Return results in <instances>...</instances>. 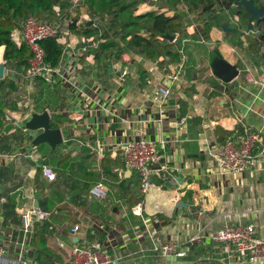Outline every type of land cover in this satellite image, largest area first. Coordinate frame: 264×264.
I'll use <instances>...</instances> for the list:
<instances>
[{"label": "crops", "instance_id": "0c3cea01", "mask_svg": "<svg viewBox=\"0 0 264 264\" xmlns=\"http://www.w3.org/2000/svg\"><path fill=\"white\" fill-rule=\"evenodd\" d=\"M143 5L145 13L155 11L154 1ZM77 8H69L68 20L77 17ZM238 8L233 4L232 12ZM141 12L137 14H145ZM79 17L78 32L70 27L64 62L71 69L70 80L87 96L64 81H39L32 95L34 106L25 110L18 106L27 95L25 70L8 72L15 83L13 92L0 82V246L7 250V258L12 261L23 253L30 264H38L37 253L43 251L41 264H67L71 248L80 245L108 251L111 264H222L226 258L222 244L209 239L189 244L198 231L210 237L225 225H253L264 240V154L253 170L227 175L210 156L211 148L242 132L239 120L264 140L261 34L241 35L239 25H226L230 30L213 27L204 38L201 25H185L187 36L181 39L177 33L170 41L181 51V62L170 57L152 60L134 46L100 52L101 39L83 31L89 23L94 25L92 17L88 13ZM249 38L257 40L255 50L250 49ZM82 46L87 52L81 53ZM215 49L240 70L231 83L212 72ZM4 54L1 46L0 64ZM180 63L184 67L178 80L170 82L168 74ZM158 84L171 87V96H156ZM47 110L51 125L64 139L55 148L49 143L36 145L29 132H13L6 122L10 116L26 127L33 114ZM141 137L165 141L162 165L172 169L165 184L153 179L146 196L141 195L137 173L125 166L120 153L122 145ZM257 146L259 153L264 143ZM42 147L50 149L52 160L41 154ZM42 165L54 170V181L43 176ZM99 183L108 194L106 203L97 201L101 205L95 206L90 191ZM42 199L46 207L52 202V213L42 209ZM35 208L49 214L44 220L47 229L36 233V242L34 227L25 234L21 219L22 211ZM199 210L200 220L193 215ZM75 226L80 227L77 233L72 232ZM157 236L181 244L186 256L167 257L155 251ZM231 263L246 264L236 256Z\"/></svg>", "mask_w": 264, "mask_h": 264}, {"label": "built area", "instance_id": "2783aa9c", "mask_svg": "<svg viewBox=\"0 0 264 264\" xmlns=\"http://www.w3.org/2000/svg\"><path fill=\"white\" fill-rule=\"evenodd\" d=\"M80 1L81 0H72L70 10H74L79 5ZM54 10L56 11L59 25L46 23L39 17L30 16L23 22L21 29H16L12 33L14 42L18 46H27L30 51L28 67L23 76L27 95L26 98L18 103V106L25 110L32 109L34 106L32 95L39 81H43L47 84H51L56 80L64 81L76 88L81 94L87 96L84 89L79 88L75 81L70 80L69 74L71 73V69L66 67L64 62L67 48H70V44L67 41L68 36H70L69 24L73 22V20L65 19V14L61 10L60 5L55 6ZM184 10L188 13L189 8L184 5ZM73 17L75 18L76 15ZM85 17H83V20L86 19ZM62 22L64 23L63 25L60 24ZM92 23H95V21ZM50 38L56 39L63 48L61 61L56 67L49 66L45 61L46 52L42 46V42ZM104 41L105 40L101 39L100 42L97 43L98 47L99 44ZM87 50V46H82L80 48L81 53H85ZM3 64L5 66V76L7 77L8 72H11L12 68L6 61H4ZM183 67L184 63L177 64L175 66L177 71L168 74L167 77L170 82L178 80V75ZM126 75H128V72L124 71L122 77H126ZM248 81L252 82L253 79L249 77ZM171 94V87L163 84L157 85L156 96L167 98L171 96ZM46 112L50 114L49 110ZM6 122L13 126V132L18 129L28 132V129L19 119H12L8 116ZM239 122L243 126L241 133L230 136L224 142L210 149V156L216 161L222 174H242L251 171L256 167L258 157L264 154V148H262L259 153L257 152L259 147L257 145H262L264 143L262 135L246 127L241 120H239ZM2 135L3 132L0 133V137ZM165 147V141L156 143L144 137H141L138 141L129 142L120 147V153L125 166L138 175L139 188L143 196H146L150 192L154 178H157L161 184H165L170 178L172 169L167 165H162V160L164 158L162 150H164ZM41 170L43 176L49 181H54L56 179V173L48 165H42ZM90 197L96 199L98 202H103L107 198L106 187L101 183L95 185L90 191ZM139 206H141V204ZM134 212L136 215H142L141 210L136 212V208ZM202 214L203 211L201 210L193 212V215L198 220L201 219ZM48 217L49 214L43 212L39 208L22 211L21 219L24 233H31L35 223L44 221L48 219ZM79 231V226H75L72 229L73 233ZM153 238L155 241L154 250L160 252L164 256H186V251L181 244L175 241H165L158 236ZM207 239L214 244H222L224 246L226 258L222 259V264H232L231 259L233 256L241 260L243 259L246 264H264V240L257 235L253 225H225L210 237H206L202 234V231H198V233L190 239L189 244L201 243ZM60 246L63 247V244L61 243ZM111 263L112 257L110 253L100 247L90 248L75 245L71 248L70 259L67 264ZM0 264H30V262L23 253H20L16 259L11 261L7 258V250L3 246H0Z\"/></svg>", "mask_w": 264, "mask_h": 264}, {"label": "trees", "instance_id": "16d2710c", "mask_svg": "<svg viewBox=\"0 0 264 264\" xmlns=\"http://www.w3.org/2000/svg\"><path fill=\"white\" fill-rule=\"evenodd\" d=\"M205 1L158 0L160 8L174 11L172 16H168L166 12L157 13L156 11L138 15L140 0H81L77 8L78 15L73 20H79L82 7H86L89 14H98L97 20L93 18L95 26L89 23V26L83 31L87 36H98V39L105 40L99 44L100 52L120 49L122 45L134 46L142 48L152 60L170 57L175 62H181V51L174 49L176 43H171L170 40L165 39V36H175L177 33L182 35L181 39L187 36L185 31L187 12L184 10V5L189 8L188 13L201 7L209 15L203 21L202 35L204 38H208L213 27L222 28L223 21L215 18L217 13H232L234 0H213L209 3H205ZM253 1L256 6L263 7L260 0ZM57 5H60L63 12L68 11L72 6V0H0V47H5L4 60L12 69L26 70L30 58L29 48L25 45L18 46L12 38V33L16 29H20L23 22L30 16L39 18L44 15L52 16L55 14L54 7ZM180 5L183 7L182 13L178 11ZM238 13L244 22L250 20V14L243 7L238 8ZM71 30L78 32L77 27H71ZM144 30L150 33V37L140 35ZM260 36L264 40V35ZM249 42L252 45L250 49L255 50L258 46L257 40L249 38ZM181 45L180 41L179 46ZM42 46L46 52V63L51 67L58 66L62 58V46L54 38L44 40ZM139 72L144 73L142 69ZM0 82L10 92L15 91V83L9 77L0 80ZM46 229L47 225L44 221L39 225L35 223L32 241L36 242L39 239V236L36 235L37 232ZM43 256V251L37 253L38 264H41ZM49 259L46 257V260Z\"/></svg>", "mask_w": 264, "mask_h": 264}, {"label": "water", "instance_id": "95a60500", "mask_svg": "<svg viewBox=\"0 0 264 264\" xmlns=\"http://www.w3.org/2000/svg\"><path fill=\"white\" fill-rule=\"evenodd\" d=\"M234 4L243 7L250 14V23H253L254 20H264V8L256 6L253 0H234ZM69 25L70 27H75L78 25V21L75 20ZM222 28L230 30L226 25H222ZM165 39L173 42L175 38L174 36L167 35ZM214 54L210 64L214 76L224 83H231L240 74L238 66L225 60L217 49L214 50ZM0 79H5V66L3 63L0 64ZM26 128L36 145L49 143L55 148L64 142L61 130L51 125L50 116L47 112L33 114L31 120L26 123ZM36 207H39L38 201Z\"/></svg>", "mask_w": 264, "mask_h": 264}, {"label": "rangeland", "instance_id": "374dc122", "mask_svg": "<svg viewBox=\"0 0 264 264\" xmlns=\"http://www.w3.org/2000/svg\"><path fill=\"white\" fill-rule=\"evenodd\" d=\"M129 1V0H128ZM140 5H139V9L142 10L141 13H145L146 11V6L144 8V5L143 3L144 2H147V5H151L153 3L152 0H140ZM213 0H206V2H212ZM160 2V1H159ZM260 4L263 6L262 8H264V0H260ZM154 5H155V11L157 13H161V12H166L168 16H172L174 14V11H168V10H163L162 8H160V5L157 1H154ZM69 10V9H68ZM179 12L182 13L183 11V7L180 5L179 9H178ZM64 13H66L65 15V18L68 20L70 19V16H69V11H65ZM83 13H87L86 11V7H82V11H80L79 14H83ZM68 14V15H67ZM89 17L92 19L93 18H98V14L96 15H92V14H89ZM138 15H143V14H138ZM186 23L185 25H201V29H203V21L204 19H207L208 18V14H206L203 9H201V7L198 8V10H195V11H191L189 13H186ZM238 9H234V12H226L225 14L224 13H217L215 15V18L219 19V20H222L223 21V24L222 25H239L238 28H237V31L239 34L241 35H244L245 32H257V33H260V34H263L264 35V21H260V20H254L253 23H250V20L249 21H246L244 22V20L241 18L240 15H238ZM40 19L43 21V22H46V23H53V24H56V25H59L58 24V18L55 14H53L52 16H41ZM61 25H63L64 23H60ZM243 25V26H242ZM252 25V26H251ZM251 26V28H250ZM80 27H83L82 25H80ZM245 31V32H244ZM141 33L143 34H146V37H150V33L147 32L146 30L142 31ZM264 47V46H263ZM112 51H120L118 49H115V50H112ZM41 154L43 155H46L48 157V159L52 160V158H50V149L47 148V147H42L39 149ZM107 194H108V190H107ZM106 200H104L105 202ZM42 202H43V206H42V209L43 210H47L49 212L52 213V202L51 205L49 207H46L45 204L46 202L42 199ZM92 202L93 204L96 206V205H99L100 203L97 202L96 199H92ZM104 202H102L101 204H103ZM106 203V202H105ZM100 204V205H101Z\"/></svg>", "mask_w": 264, "mask_h": 264}]
</instances>
